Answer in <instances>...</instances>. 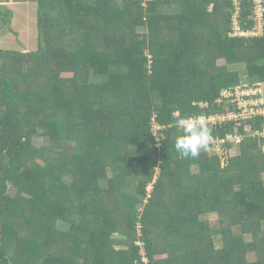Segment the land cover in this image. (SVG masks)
<instances>
[{"label": "trees", "instance_id": "16d2710c", "mask_svg": "<svg viewBox=\"0 0 264 264\" xmlns=\"http://www.w3.org/2000/svg\"><path fill=\"white\" fill-rule=\"evenodd\" d=\"M35 1L38 47L27 53L44 65L39 92H32L33 82L25 72L27 69H21L17 64L20 59L17 55L21 52L0 48V137L3 141L0 147V264H23L20 256L25 254L23 237H17L15 250H9V244L12 232L19 231L16 225L23 218L19 212V193L27 192L31 194L28 201L40 210L41 239L55 241L62 238L63 232L76 228L75 233L83 235L81 242L85 244L77 258L76 254L68 255L63 249L65 245L63 247L60 242L41 264H145L136 245L130 247L132 253L119 259L122 263L116 259L117 250L111 248L109 239L113 206L126 214V228H135L137 222L140 225L147 264H162L161 259L155 257L156 243L150 237L151 231H161L166 239L173 240V246L182 247V252L174 254L168 264H264V230L260 226L264 218L261 214L264 212V193H257V173L253 177L247 176L243 169L232 175L227 166L221 171L223 176L219 173L216 178L219 169L208 161H216V155L207 158V153L202 150L197 158L181 159L172 149L174 138L180 133L177 122L210 111L194 102L213 103L220 96L221 86L228 84L226 78L221 79L220 73L215 78L208 74V68L215 64L214 58L202 59L197 53L201 46L200 22L211 13L223 15L226 21L227 26L219 30L216 38L202 41L206 50L214 52L241 49L249 41L264 44V36H228L230 0H146L145 6L141 0H124L123 4L117 0ZM79 1L84 5H78ZM131 2L137 14L136 24L141 27L147 24L144 14L155 17L160 6H174L179 13L181 43L177 46L163 44L160 50L155 49L150 42L147 46L146 36L136 37L133 25V39L132 34L125 37L127 39L115 36L112 15L122 13L116 18L118 22L127 18L125 14L128 13H123V9L132 10L129 8ZM6 15L7 20L0 16V22L10 23L11 11L8 10ZM147 50L153 52L151 63ZM258 53L264 60V49ZM59 55L63 56L64 63L73 64L70 69L73 74L69 78L59 76L55 71ZM125 82L140 89L143 96L139 101L143 100L147 106L143 104L142 110L135 114L124 106L103 120L100 114L103 103L115 87ZM66 85L73 97V116L82 119L76 128L72 125L75 119L70 123L68 116L64 118L59 114L63 98L61 87ZM14 109L19 112L18 116ZM175 111L177 115H173ZM151 115L163 126L156 135L152 131ZM249 123L252 129L261 128L264 117H253ZM59 125L63 126L62 130ZM207 126L211 129L212 139L228 132H242L244 127L243 124L235 127L232 122ZM42 128L52 135L63 131L66 137L60 142L68 141V144L59 149L57 157H52L47 149L40 151L39 156L45 157L46 163L39 165L35 157L27 154L30 147L22 139L30 141ZM156 137L159 138L157 142ZM239 145L243 155L255 156L250 161L254 167L264 162V158L257 157L263 151L255 138L246 136ZM155 154L158 163L148 157ZM61 156H72L75 168L79 165L83 169L75 175L61 169L62 175L58 174ZM156 166L157 176L147 192L146 185L154 177ZM9 186L16 189L11 198ZM232 191L235 199L226 200V194ZM88 208L95 210L94 219L101 218L102 224L89 220L85 227L73 219L84 218L85 215L80 213H85ZM206 211L219 214L217 227L200 221ZM64 212L72 215L65 217ZM61 216L67 230L63 227L54 229L53 222ZM26 219L27 226L31 225L30 219ZM239 220L254 227L251 228L253 241L249 244L243 242L242 234L230 228ZM190 224V233L186 234L184 230ZM214 236L221 238L223 248L216 249ZM35 244L36 241L28 240L25 247ZM245 248L258 254L254 262L235 254ZM29 260L32 264L30 257Z\"/></svg>", "mask_w": 264, "mask_h": 264}, {"label": "rangeland", "instance_id": "374dc122", "mask_svg": "<svg viewBox=\"0 0 264 264\" xmlns=\"http://www.w3.org/2000/svg\"><path fill=\"white\" fill-rule=\"evenodd\" d=\"M31 4H27L26 11L20 12L21 7H13V24L7 25H1L0 27V48H8L15 50L16 52H21V54L17 55L19 59L20 68L24 67L27 69L25 72L28 73V77L30 78L31 83L33 82V88L31 89L32 92H39L38 85L40 84V78L42 79L43 69L44 65L40 64V61L37 59H33L32 55L27 53L28 51L37 49V29H36V8L32 7L36 4V1L31 0ZM83 2H86V0H82ZM82 1L78 2V5L82 6L84 3ZM120 4H123L124 0H117ZM176 2V0H173ZM146 0H141V4L143 6L146 5ZM195 2V1H194ZM24 4V3H23ZM132 10H126L123 9V13L127 12L128 14H125L127 16V21L125 19H122L120 22L116 20L119 16H122L119 12H114V21H111L112 26H116L114 30V35L119 36L120 38L127 39V36H130L132 34L133 39V33L131 31V26H135L134 33L136 37L146 36L148 38L146 44L149 45V42L154 44L156 47L155 49L160 50L161 45L166 44L167 46H177L179 45L180 38L178 36V29H179V13L175 9V7H169L168 5H162L158 8L157 14L155 17H151L150 15L145 16L143 19L146 21V26L141 27L136 24V10H133V4L130 3V7ZM211 8V6H210ZM231 16V12H230ZM229 16V17H230ZM225 26H227L225 19L223 18V15H215V14H209L205 17L204 20H202L199 24L198 30L201 34V46L198 49L199 57L202 59H209L210 57L214 58V66L208 68V74H210L211 78H215L219 75L221 76V79L226 78L225 80H228V84L226 86H229L230 84L232 86H241L243 84L256 87V90H253V92H258L259 101L264 104V60H261L258 56V52L264 49V44H258L256 41H249L245 43V46H243L241 49H235V50H227L222 49L219 51H212V50H206V45L202 42L206 39H213L216 38L217 34H219V30H222ZM112 30V29H111ZM127 37V38H125ZM135 37V38H136ZM156 52L159 54L160 52ZM164 50V48H163ZM212 51V52H210ZM148 58H150L151 63V57L153 56V52L146 51ZM233 60H230V59ZM63 56L59 55L58 59L55 62V71H57L59 76L62 77H70L72 76L73 72L70 70L72 69L73 64H66L63 62ZM85 66H82L84 68ZM151 68V67H150ZM259 68L261 70H259ZM150 71V69H149ZM213 73V75H212ZM151 74V73H149ZM150 78V77H149ZM252 82V84H250ZM131 82H125L120 84V86L115 87L114 91L111 92V96L108 97L107 100L103 103V110L100 109V114L102 115V119L104 120L107 115L110 113H113L117 111L119 108L127 106V109L132 113H139L140 110H142L143 104L147 106V103L143 100L139 101V98L143 96V94L139 93L140 89H138L135 85H130ZM222 88L225 87L224 85L221 86ZM221 88V89H222ZM70 87L63 86L61 87V91L63 94V98L61 97L60 106H59V114L61 116H64V118H69L70 123L72 119H75L72 122V125L76 128L80 122H82L81 116L74 117V107H73V97L69 92ZM188 89V88H187ZM220 89V90H221ZM200 108H208L213 109L214 112H223L227 106L226 103L222 104V99L215 98L213 103L205 102V101H198L194 102ZM226 106V107H225ZM225 107V108H224ZM16 109H14L15 111ZM17 111H15L16 116H18ZM124 115L123 113H121ZM177 115V112L175 111L173 115ZM152 116V115H151ZM152 117H155L154 115ZM91 118V117H90ZM123 116L120 118L122 119ZM64 120V119H63ZM157 121V120H156ZM63 126H66V124H63ZM62 125H59L60 129L62 130ZM158 126H154L153 132L154 134L157 133ZM80 128V125L78 129ZM247 128V127H246ZM77 129V130H78ZM45 129L42 128L37 135H35L30 141L22 139V141L27 142L28 146L30 147L27 151V154H29L31 157H35V162L39 165H43L46 162L45 157H41L40 151H50L53 155L52 157H57L58 153L60 152V148L63 146H67V142L65 141L61 143L62 138L66 137V135L63 133V131L59 132L58 134L52 135L48 131H44ZM68 140H71L69 137H67ZM159 141V138L156 137V142ZM257 143H259V139H256ZM144 142H142L143 144ZM3 141L0 137V147L2 146ZM155 146H159V144H156ZM47 149V150H46ZM143 149V148H142ZM173 150L174 148V142H173ZM207 153V158H209L212 155L217 156L216 161H211L210 164L215 168L218 167L219 172L217 173L216 178L222 174V170L226 169L227 166H229V170H227L230 174H237L240 172V170L245 169L247 176L253 177L255 173H257L258 177L255 178L256 182V188L257 193L259 195L264 193V162L259 163L256 167H254V164H251L250 161L253 160L255 156L252 157H246L241 153L240 145L239 144H233L229 147H225L223 149H217V147L214 145H208L206 150H203ZM144 152V151H142ZM262 152V151H261ZM255 155V154H254ZM149 159H154L156 163H158V155L155 154L154 156H148ZM257 157H260L261 159L264 158V152L257 155ZM72 156L66 157L61 156V159L59 160L60 169L56 172L58 174L62 175L61 169H67L70 171L72 175H75V172L81 171L83 169L82 166L76 165L72 162L73 158ZM72 160V161H71ZM264 160V159H263ZM61 162V163H60ZM244 166V167H243ZM243 167V168H241ZM214 171V170H213ZM242 172V171H241ZM158 173V167H155V172L153 173L154 177L151 179L150 182L146 185V191L150 192L152 183L155 180V177ZM215 173V174H216ZM209 173V175H211ZM65 179H69L68 177H64ZM72 179L73 176H72ZM71 179V180H72ZM221 181V180H220ZM219 181V182H220ZM135 185H132L131 187L134 188ZM15 188L14 186H9L10 195L11 198L12 195L15 194ZM20 194V203H19V212L23 215H21L20 222L17 223L16 227L19 229L18 232H12V237L10 238V244L9 250H15L16 244H17V237L22 236V247L25 250V254H20L21 258L23 259V264H30L29 257L32 259V264H41L47 254L51 250H56L57 247L55 245H58V243L62 242L63 247L65 245V251H67V254L70 256H74L76 254V257H80L81 249L84 248V242H81L82 236H78L75 233L76 228L74 230L65 231L62 233L61 237L57 240H53L52 238L50 240H43L40 237V210L37 208V205L34 203L31 204L28 200L30 199L31 194L29 192L27 193H19ZM121 195H119V198ZM128 201H130V198H126ZM226 200L233 201L235 199V196L233 194V191L231 193L226 194L225 196ZM119 204L122 205L121 202ZM126 205H122V208H126ZM111 208V207H110ZM156 208V206H155ZM260 208V207H259ZM77 210L76 208H74ZM85 213H80L85 215L84 218H73L76 222L83 223L84 226L88 224L89 220H91L90 223L98 222L102 224L99 220L101 218H96V213L94 209L88 208ZM116 209V210H115ZM157 209V208H156ZM115 210V212H114ZM110 212L113 214V223L111 227V231L109 233V239L112 241L111 248H115L117 251L115 253L116 259L119 260L121 257H123L125 254L132 253V248H130L132 245H136L138 247V255L140 259L142 260V251L145 250V248L142 247V249L137 245V243H140L141 237H140V225L138 222L136 223L135 228H126L125 227V215L123 212L117 210V207L113 206L110 210ZM114 212V213H113ZM264 215V212L261 213ZM72 214H68L66 212L63 213V216L70 217ZM63 216L59 217L54 223V229L58 228H64L67 230L65 223L62 221ZM256 216L259 217V213H256ZM226 218L225 216H223ZM2 218V216H1ZM26 218L30 219L31 225L27 226V223L25 220ZM200 221H207L210 226H218V220L220 218L219 214L214 212H205L200 216ZM199 219V216H198ZM199 221V222H200ZM42 222V220H41ZM49 222L51 220L49 219ZM246 223H249L247 221L239 220V222L232 225L230 228H234L233 231L235 233L242 234L243 242L246 244H249L253 241V236L251 232V228H254L252 226H246ZM261 228L264 230V218L261 222ZM190 227L186 226L185 233H190ZM91 229V226H90ZM52 232V231H50ZM15 234V235H14ZM58 235V234H57ZM150 237L155 241L156 243V249H155V257H157L159 260L161 259L162 264H168L171 263V258L174 254H178L182 252V247L179 246H173L171 241L165 238V235L161 233V231H151ZM28 240L36 241V244L34 246H27L25 247V242H28ZM168 240V241H167ZM214 246L216 249L223 248V241L219 236L212 237ZM40 241L42 242L40 246ZM143 242V241H142ZM141 242V243H142ZM21 247V246H20ZM29 248V249H27ZM34 248V249H33ZM110 248V250H111ZM142 250V251H141ZM245 250V251H243ZM80 251V252H79ZM159 251V252H158ZM241 251V252H240ZM240 251H236L235 254H238L240 257H244L246 261L248 262H254L257 259L258 254H256L255 250H249V248L242 249ZM146 254V253H145ZM146 262V258L144 259ZM119 263H122V261L119 260Z\"/></svg>", "mask_w": 264, "mask_h": 264}, {"label": "built area", "instance_id": "2783aa9c", "mask_svg": "<svg viewBox=\"0 0 264 264\" xmlns=\"http://www.w3.org/2000/svg\"><path fill=\"white\" fill-rule=\"evenodd\" d=\"M230 1L232 2V9L230 10V30L228 31V36L243 38H259L264 36V0ZM246 2L248 3L247 6ZM244 13L246 15H243ZM255 88V86L252 87L245 84L241 86L223 87L220 90V96L217 98L222 99V104L226 103L227 107H224V111L214 112L212 109L208 113H202L195 117L203 119L207 125L214 127L230 122H232L235 127L243 124L244 127L242 132H228L223 137L210 140L209 145L213 147L215 145L217 149H223L233 144H240L246 136H250L259 139L258 144L264 152V126L252 129L249 123V120L253 117H264V104L259 101L258 92H253V90H256ZM154 126H158L156 127L157 130L163 127L158 124L155 117H152V131ZM141 242L137 243V245L142 249V247L144 248V244ZM141 253L142 261L147 264L148 259L145 250ZM145 258L146 262L144 261Z\"/></svg>", "mask_w": 264, "mask_h": 264}, {"label": "clouds", "instance_id": "9594fccd", "mask_svg": "<svg viewBox=\"0 0 264 264\" xmlns=\"http://www.w3.org/2000/svg\"><path fill=\"white\" fill-rule=\"evenodd\" d=\"M177 123L180 133L174 138V148L179 158H197L212 139L211 129L203 119L195 117L184 118Z\"/></svg>", "mask_w": 264, "mask_h": 264}, {"label": "crops", "instance_id": "0c3cea01", "mask_svg": "<svg viewBox=\"0 0 264 264\" xmlns=\"http://www.w3.org/2000/svg\"><path fill=\"white\" fill-rule=\"evenodd\" d=\"M35 1V0H34ZM31 0H0V16H5V20H7V15L8 14V10L11 11V19H10V24H13V7H21L22 9H20V12H23V11H26V7H27V4H31ZM24 3V4H23ZM27 3V4H26ZM37 6L36 4L32 7H35ZM15 14V13H14ZM0 17V18H1ZM3 18V17H2ZM1 25H4L3 22H0V27ZM7 25H9V23H7Z\"/></svg>", "mask_w": 264, "mask_h": 264}]
</instances>
